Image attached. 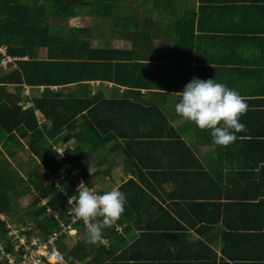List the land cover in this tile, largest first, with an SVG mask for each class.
I'll list each match as a JSON object with an SVG mask.
<instances>
[{
    "label": "crops",
    "instance_id": "crops-1",
    "mask_svg": "<svg viewBox=\"0 0 264 264\" xmlns=\"http://www.w3.org/2000/svg\"><path fill=\"white\" fill-rule=\"evenodd\" d=\"M118 1L121 5V0ZM146 3L147 6L144 9L142 8V3L138 0L124 3L126 4L125 9L119 7V10H123L124 13L120 14L119 11V14H117L121 19L132 17V22L136 25L130 24L129 32L133 31L134 35L138 30L146 29L145 17L151 18L150 39L147 40L149 41L150 49H147L141 40L137 43L134 39L132 41L131 38H127L124 32L116 31L106 21H102V27L98 25L97 28L94 24L96 21H93V23L91 19L83 21L85 23L82 25L74 24L73 19L82 18L83 15L88 14L89 10L84 9L71 15L68 23L70 27L90 29L89 34H87V31H82L75 32L72 36L77 34L87 36L91 47L88 46V48L79 52L75 51V45H73L67 52L71 57H76L78 54H90V48L118 49L120 51H127L133 48L134 51L138 52L137 58L147 59L142 61H151L155 64L159 63L166 66L165 69L170 76L161 79L160 82L162 84L169 80L163 87L167 85L179 87L184 82L183 77L187 70H185L186 72L180 69L175 70L172 67L174 65L173 58H175L173 56L180 59L184 58L181 54L176 53H180L178 51L180 47H189L185 43L186 41H182V44L179 43L180 38L189 36V41L192 39V43L188 42L193 48V60L192 64H189L192 78H215L217 82L224 83L238 91L248 105L246 113L241 117V122L245 125V128L239 133L260 134L254 136V138H249V134L240 135L238 139H235L237 141L236 148L234 145L235 141L227 146L216 145L213 143L211 136L200 134L210 133V130L198 128L193 122L183 119L175 112V104L179 101L178 92L181 91L180 89L174 90L175 88L167 87L169 89L166 93L167 96L164 98L158 97L154 102L168 117L169 123L176 128L177 133L175 134H178L179 138L189 146L188 149L193 152L196 158L190 155L191 159H189L185 155V159L184 156L180 155L179 159L182 160V164L177 165L175 172L169 174L168 179L162 184H155L158 191L155 192L143 182L137 169H135L136 173L131 169V161L133 160L127 157L128 150L133 153V149H137L140 146L139 144L135 146L132 143V146H129L126 143L129 139L128 136L131 135L125 136L122 133L124 134L122 136L119 133L116 138L111 136L107 140H104L105 138L103 137V145L95 148L94 151L93 149L89 151L90 147H92L91 143H85L83 150L86 153L93 154L90 162L88 161L89 166H91L89 167L90 174L96 170L102 174L103 180L101 184L103 187H100V191L117 189L119 185L133 177L149 192L146 195L138 194L132 200L126 201L125 212L121 215L123 218H119L115 224L106 226L103 229V237L108 238L107 242L87 243V245H94L92 247L106 246V250H102L101 255L105 257V261L112 264L113 262H116L114 264H175L176 262L173 260H176L174 259L176 257H182L184 258L183 260H186L185 257L198 254L208 256V258L194 259L190 263L264 264V203L259 208H255V210L253 208L249 209L251 211L247 213L249 215L251 212L248 221L257 227L252 226L245 230L251 234L246 238L244 237L242 243L246 245H250L253 242L256 243H253L251 248H243L245 251L241 253L251 254V259H254L255 256H262L261 259L254 262L247 260L244 263L243 259L240 261L235 260L224 253V251H227L230 255L240 254L241 251L237 249L235 252V249L231 245L229 247L225 240V235L230 232L228 226H225V219L236 224L238 214L242 210L235 203L253 201L257 204L264 198V193L259 192L262 190L260 186L264 187V41L251 39V37L257 35L255 30L261 28V25L264 26V21L252 18L248 14V6L255 4L248 0H191V3H187V0H165L159 3L155 2V0H149V3ZM256 4L264 5V1L256 2ZM127 5L132 7L131 15L126 13V10H128ZM85 12L86 14H83ZM124 25L123 22H120L119 28ZM191 27L194 29V34H191ZM225 37H229L233 41L225 42ZM1 45L7 46L8 49L7 44ZM26 50L27 55L23 59H51V52L49 53V49L46 46H27ZM160 51L162 53H159ZM18 59L21 58L18 57ZM216 59L220 60L215 61ZM181 63L183 65L182 61ZM10 66L16 67L17 64L13 62ZM10 66L9 69L11 68ZM85 69L88 68L86 67ZM72 72H79V70L74 69ZM103 78L105 77L85 79L83 82H71L65 85H50L49 87L54 91L62 90L66 97L85 99L84 103L90 104L91 108L100 105L103 107L102 110L105 111V107H107V103L104 102L105 98H110L117 89H119V94L128 93L129 96H132L128 87L116 83L114 79L107 78L108 80H105ZM24 86L29 88L30 94L32 87L37 94L43 93L45 87H48L45 85L31 87L27 84ZM142 92L145 93L146 90L143 89ZM93 96H97L98 99H94ZM89 99H92V101L90 102ZM154 102L152 101L151 103L149 100L144 104L149 107ZM30 104V101L27 102L25 108ZM36 113L39 125H48L50 127L51 121L49 118L38 109ZM167 134L165 133V139H162V143L168 140ZM140 138L139 136L135 139L137 141ZM77 143V140H72V147L77 145ZM118 143L121 145L114 148V144L118 145ZM162 148H165V145ZM140 149L141 151L154 153L153 155L156 158L162 151L161 148L155 147H140ZM138 150H135V152ZM101 151L105 154L103 158H101ZM171 151L174 150L172 149ZM175 151L183 152L184 147L177 146ZM156 158L150 160L149 168H152L150 164H157L158 168L161 167L163 160L164 162L172 160L171 157H163L162 161H157ZM256 161L258 162L257 165H255ZM99 162H101V166L97 167L96 164ZM78 166L83 169L82 166ZM93 167H95L94 170ZM188 167L192 168V170H197L200 176H207L201 171L208 172L215 180L211 191L212 196L210 198H199L208 199L211 201L209 203H218V206L214 207L212 214L215 218L219 216L215 224H210L209 226L196 224L193 226L195 221L193 219L208 214L209 207L203 209L199 204L190 205L193 200L190 199L192 196H189L190 193L186 184L189 179V177L188 179L186 178ZM163 168H165L164 165ZM45 171H48L47 168H44ZM250 172L256 173V179L241 177L246 176L242 173ZM94 178L95 176L91 177L93 184L89 187L98 190L97 186L99 184L94 182ZM176 179L181 180L175 184L174 181ZM249 184L253 185L254 188L246 191L244 187ZM191 192L196 194L194 186H192ZM220 192L222 193L221 196L218 195ZM28 195L29 193L24 194L19 199L28 198ZM196 200L198 203H207ZM190 207H196V209L193 210ZM0 218L3 219L5 217ZM238 221L241 222V220ZM242 222L245 223L247 221L243 219ZM85 232L83 228H79L76 234H71L62 241L68 245L69 249L74 248L76 245L81 246V241H87L88 239ZM147 233L150 235L148 238L145 236ZM176 234L179 235L178 238L175 237ZM68 238L73 239V241H68ZM235 238L237 239V236L231 235V243H233L232 241ZM208 248L216 252L215 261ZM95 250L97 252V248ZM63 254L64 261L58 264H70L66 260L65 252ZM92 258L93 254L87 255L84 259H78L74 256L73 262L74 264H90V262L91 264H96V262L92 263ZM223 258L225 259L224 261L222 260Z\"/></svg>",
    "mask_w": 264,
    "mask_h": 264
},
{
    "label": "trees",
    "instance_id": "trees-1",
    "mask_svg": "<svg viewBox=\"0 0 264 264\" xmlns=\"http://www.w3.org/2000/svg\"><path fill=\"white\" fill-rule=\"evenodd\" d=\"M160 1L165 0H155L158 3ZM248 1L255 3L248 6V14L252 18L264 21V5L256 4V2L264 0ZM143 2L146 3L149 0H143ZM119 6L118 0H0V45L7 44L9 53L21 58L15 61L17 66H10L9 70H4L0 66V143L3 146L0 149V214L8 216V219L0 218V237L2 239L9 241V228L7 225L12 222H21L22 226L29 228L25 231L28 235L38 236H48L53 230L60 228L59 218L69 222L68 210L75 205L78 196L77 186L79 178L73 175L70 170L65 171L62 177L61 169L67 160L72 162L75 167H79L78 165L82 166L81 173L85 175L88 186L93 184L91 177L96 176L99 172L96 170L90 174L88 161L90 162L93 154L86 153L83 150L85 143L92 144L89 150L91 151L103 145V137L105 138L104 140H107L111 136L116 138L119 133L122 136L124 134L125 136L131 135L128 136L129 139L126 143L129 146H132V144L135 146L140 145L137 148L139 149L137 152H135L136 148L133 149V153L128 150L127 157L133 160L131 161V169L134 173H136L135 169H137L143 182L155 192H158L155 184H162L168 179L169 174L175 172L177 165L182 164V160L179 159L180 155L184 156L185 159V155L189 159H191V156L195 157L193 152L188 149L189 146L179 138L178 134H175L177 133L176 128L169 123L168 117L154 102L158 97L164 98L167 96L166 93L169 90L167 87L182 91L185 85L191 81V66L189 64L193 60V48L189 44V42L192 43V39L189 41V36L180 38L179 41L180 44H182V41H186L185 43L189 47H180L178 49L180 53H176L181 54L184 58L180 59L173 56L175 58H173L174 65L172 67L175 70H183V72L187 70L183 77L184 82L179 87L173 85L163 87L169 80L162 84L160 82L161 79L170 76L165 69L166 66L159 63L155 64L151 61H142L147 59L137 58L138 52L134 51L133 48L127 51L90 48V54H78L76 57H71L67 52L73 45H75V51L79 52L90 46L87 36H82L81 34L72 36L73 33L82 31H87V34H89L90 29L70 27L68 23L71 15L84 9L89 10L88 13L92 18L93 16L96 18L102 16V21L108 22L116 31L124 32L127 38H131L132 41L134 39L137 43L141 40L142 44H145L147 49H150L149 41L147 40L150 39L151 18L145 17L146 29L142 28L135 32L134 35L133 31L129 32L130 24L136 25L132 22V17L121 19L117 14L119 11H113V7L117 8ZM120 22L125 25L119 28ZM193 30V27H191V34H194ZM255 31L257 35H254L251 39L264 41V26L261 25V28ZM230 40L233 41L229 37H225L224 41L228 42ZM27 46L48 47L49 53L51 52V59H23L27 55ZM159 53L162 52L160 51ZM72 55L75 56L76 54ZM219 60L216 59L215 61ZM86 67L88 69H85ZM208 68L213 69L212 67ZM74 69L79 70V72H72ZM99 77H105L103 78L105 80H108L107 78L114 79L116 83L128 87L132 96H129L128 93L119 94V89H117L116 92L118 93L114 92L110 98H105L104 102L107 103L105 111L102 110L103 107L100 105L91 108L90 104L84 103L85 99L66 97L62 90L54 91L49 87L50 85H65ZM25 84L31 87L40 85L48 87H45L44 92L41 94L34 93L33 87L31 88L33 93L25 94L23 92ZM9 86L15 87V90L11 91ZM143 89L146 90L145 93L142 92ZM93 98L98 99L97 96H93ZM149 100L154 103L148 107L144 103ZM29 101L32 104L25 108V104ZM89 101L91 102L92 99H89ZM37 109L49 118L51 121L50 127L48 125H39ZM133 133L135 134L132 135ZM165 133H168V140L162 143V139H165ZM200 134L211 136L210 133ZM247 134H249V138H254L260 133H236V139L240 135L245 136ZM139 136L141 137L140 140L136 141L135 138ZM72 140L78 141L74 147L71 145ZM236 143L237 141L234 143L235 148L237 147ZM55 145L64 146L66 150L65 159L54 151ZM119 145L121 144H114V148ZM164 145L165 148H162ZM177 146H183L184 151H175ZM140 147L161 148L162 151L156 158L153 155L154 153L141 151ZM172 149L174 151H171ZM22 151L30 153V165L25 173L18 171L19 169L13 166L14 164L9 160L3 159L8 153L11 157H15L18 152ZM163 157H171L172 160L168 162L163 160V163H161L162 168H157V164H150L152 168L148 167L152 158L162 161ZM257 164L258 162L256 161L255 165ZM163 165L165 168H163ZM96 166H101V162L96 164ZM168 167L169 170L167 171ZM44 168L49 171L44 172ZM201 172L207 176H200L197 170H192L190 167L186 170V178L188 179L189 177L186 184L189 189V196H192L190 199L193 200L190 205L199 204L203 209L209 207L208 214L193 219L195 220L193 226L196 224L209 226L210 224H215L219 218V216L216 218L212 216L213 209L218 206V203H209L211 201L208 199H199L210 198L212 196L213 183H215L214 178L208 172ZM242 174L246 176L241 177L256 179L255 172ZM52 177L57 180L58 178L60 179L59 183L64 185V191L55 187V181H51ZM180 180L176 179L174 183L177 184ZM202 182L204 183L203 185ZM183 183L185 184V182ZM192 186L195 187L196 194L191 192ZM250 188H254V186L249 184L244 187L246 191ZM260 188L262 190L259 192L264 193V187L260 186ZM117 189L126 195V201L132 200L138 194H149L133 177L123 182ZM103 192L104 190L99 191V193ZM28 193L33 196V199L25 209L26 213L18 215L15 209L17 199ZM218 195L221 196L222 193L220 192ZM69 198H74L71 205L68 203ZM43 199H47L46 203H43ZM196 199L207 203H198ZM263 203L264 198L257 204L253 201L235 203L242 209L241 213L238 214L236 224L225 219V226H228L230 230L225 235L228 246L230 247L231 245L235 252L237 249L241 250L240 254L231 255L223 250L229 258L239 261L243 259L244 263L247 260L254 262L261 259L262 256H255L254 259H251V254L241 253L245 251L243 248H251L253 243H256L253 242L250 245L242 243L243 238L251 234L245 230L252 226L257 227L248 221L251 212L249 215L247 213L251 211L249 209L253 208L255 210ZM190 208L196 209V207ZM56 213L58 217H56ZM122 218L123 216L120 217V219ZM243 219L247 222H242ZM238 220H241V222ZM105 228L106 226L103 229ZM231 235L237 236V239L235 238L232 241L233 243L230 240ZM64 236L62 235V237ZM145 236L147 238L150 237L149 233ZM175 237L178 238L179 235L176 234ZM58 244L60 249L65 252L66 260L70 264H74V256L78 259H84L90 254H93L92 263L112 264L105 261V257L101 255V251H105L106 246L92 247L94 245H87L85 240L81 241V246L76 245L71 249L62 240ZM95 248H97V252ZM11 249L10 246H7V250ZM208 249L211 252V256L217 257L215 251ZM199 258L204 259L208 258V256L198 254L185 257L186 260H183L184 258L182 257H176L174 258L176 260L173 261L176 262L175 264H192L190 263L191 260H198ZM222 260L224 261L225 259L223 258Z\"/></svg>",
    "mask_w": 264,
    "mask_h": 264
},
{
    "label": "clouds",
    "instance_id": "clouds-1",
    "mask_svg": "<svg viewBox=\"0 0 264 264\" xmlns=\"http://www.w3.org/2000/svg\"><path fill=\"white\" fill-rule=\"evenodd\" d=\"M178 94L179 101L175 104V112L183 119L193 122L198 128L210 130L216 145H229L235 141L236 133L244 130L245 125L241 122V117L246 113L248 105L238 91L226 84L217 82L215 78L193 77ZM54 151L63 155V152H57L55 149ZM77 192L75 205L70 211L86 225V243L101 242L103 228L115 224L125 212L126 195L115 188L98 193L83 181L78 185ZM46 200L42 201L46 203ZM68 203L72 204L71 198ZM0 240L6 245L5 239L0 237Z\"/></svg>",
    "mask_w": 264,
    "mask_h": 264
},
{
    "label": "built area",
    "instance_id": "built-area-1",
    "mask_svg": "<svg viewBox=\"0 0 264 264\" xmlns=\"http://www.w3.org/2000/svg\"><path fill=\"white\" fill-rule=\"evenodd\" d=\"M0 65L4 68H8L11 63L15 62L18 57L11 56L8 53L7 46L0 45ZM29 91V90H28ZM32 104V103H31ZM57 152H63V157L59 154L61 158H66L65 149L63 151L56 148ZM70 170L73 175L78 176L79 183L83 181L87 184L85 175L81 173V168L75 167L73 163L66 162L64 167L61 169L60 173L62 177L64 172ZM55 181V187L64 191V185L59 183L58 180L54 177L51 178V181ZM60 185L61 187L57 186ZM89 187V186H88ZM91 188V187H90ZM78 189V186H77ZM94 191H97L94 188H91ZM98 192V191H97ZM72 202L74 198H71ZM45 203V201H44ZM50 210V209H49ZM58 217V214H55ZM69 222H65L63 219L59 218L60 228L53 230L48 236H38V235H28L25 231L29 228L25 226L18 227L15 224H8L9 232L8 237L9 241L6 240V245L10 246L12 249L7 250L5 243L0 240V263L1 264H47L51 263H60L64 261V254L59 248V241L62 235H71L76 234L79 228L86 230L87 228L82 219L76 218L74 214L71 213L70 209L68 210ZM103 242H107L108 238L103 237Z\"/></svg>",
    "mask_w": 264,
    "mask_h": 264
},
{
    "label": "rangeland",
    "instance_id": "rangeland-1",
    "mask_svg": "<svg viewBox=\"0 0 264 264\" xmlns=\"http://www.w3.org/2000/svg\"><path fill=\"white\" fill-rule=\"evenodd\" d=\"M137 1V0H136ZM138 1H140L141 3H142V5H143V9L145 8V6H147V3H145V2H143V0H138ZM131 2H133V0H121V5L119 6V7H121V9H125L126 8V4H124V3H131ZM149 3V2H148ZM187 3H191V0H187ZM128 6V10H126V13H129V15H131V9H132V7H131V5H127ZM119 7H117V8H115V7H113V11H120V14H123L124 13V11L123 10H119ZM83 14H86V12L85 13H83ZM119 14V13H118ZM159 17V16H158ZM92 20V22H93V19H94V21H96L94 24L96 25V28H97V26L98 25H100L101 27H102V24H101V22H102V16H100V17H94L93 16V18H92V16H90V14L88 13V14H86V15H83V17L81 18V17H78V19H73V23L74 24H77V25H79V24H84L83 23V21H85V20H87V21H89V20ZM106 26V25H105ZM109 26H110V24H109ZM2 69H4V70H8L9 69V67L8 68H2ZM10 87V90L11 91H14L15 90V87H13V86H9ZM28 87H25V86H23V92L26 94V93H29V91H28ZM35 93V92H34ZM175 124H176V121H175ZM23 141H25L24 139H23ZM51 143H52V141H51ZM1 148H3V146H2V144L0 143V149ZM56 148H59V150H61V151H63V146H61V147H59V146H55L54 147V149L56 150ZM10 150H12V149H10ZM93 151H94V149H93ZM29 155H30V153L28 152V151H22V152H18L17 153V155L15 156V157H11L10 155H9V153L7 154V156H5L3 159H7V160H9L10 162H13L14 163V165L13 166H15V167H17L19 170L18 171H21V173H25L26 171H28V169H29V165H30V161H29ZM104 153L101 151V158H103L104 157ZM64 155H61V157H63ZM100 156V155H99ZM92 159V158H91ZM68 161V160H67ZM93 161H94V159H93ZM68 162H70V161H68ZM72 163V162H71ZM91 167V166H90ZM95 169V167H93V170ZM44 170V169H43ZM49 171V170H48ZM107 179V178H106ZM103 179H102V174H101V172L99 171L98 173H97V175L95 176V178H94V182H96V183H98L99 185L97 186V189L100 191V187L102 188L103 187V185L101 184V181H102ZM106 182V181H105ZM97 190V191H98ZM99 191H98V193H99ZM29 197L28 198H24V199H19L18 201H17V203H16V205H15V209H16V212H17V214L18 215H21L22 213H26L25 212V209L28 207V205L30 204V202L32 201V199H33V196L31 195L30 196V194L28 195ZM44 202V201H43ZM0 217H5L6 219H8V216L7 215H5V214H0ZM11 224H15V225H17L18 227H22V224H21V222H12ZM68 236L67 235H65L64 237H62V239L61 240H63V239H66ZM78 238V237H77ZM68 241H73V239H71V238H68L67 239Z\"/></svg>",
    "mask_w": 264,
    "mask_h": 264
}]
</instances>
